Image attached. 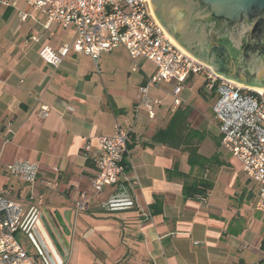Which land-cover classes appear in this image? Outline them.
I'll list each match as a JSON object with an SVG mask.
<instances>
[{
	"label": "crops",
	"instance_id": "1",
	"mask_svg": "<svg viewBox=\"0 0 264 264\" xmlns=\"http://www.w3.org/2000/svg\"><path fill=\"white\" fill-rule=\"evenodd\" d=\"M45 22L22 0L0 1V192L21 205L23 218L31 204L73 210L68 264L81 262L84 252L86 264L98 258L102 264H261L264 215L253 206L256 185L219 147L218 130L214 145L192 139L202 163L191 165L184 145L168 140L176 110L186 107L187 121L192 116L190 89L199 74L190 75L181 104L174 105L171 84H149L155 65L132 59L124 47L116 49L134 63L123 74L99 64L112 51L94 61L71 49L59 65H49L43 49L73 43L75 27ZM144 62L152 68L146 70ZM154 100L151 117L144 103ZM41 105L49 108L44 118L37 114ZM116 123L130 129L129 164L116 184L96 191V139L111 134ZM190 127L207 132L206 125ZM86 144L91 152L84 151ZM20 160L38 167L34 182L7 170ZM197 181L209 183L206 194L186 198L184 183ZM78 202L85 209L77 210Z\"/></svg>",
	"mask_w": 264,
	"mask_h": 264
},
{
	"label": "built area",
	"instance_id": "2",
	"mask_svg": "<svg viewBox=\"0 0 264 264\" xmlns=\"http://www.w3.org/2000/svg\"><path fill=\"white\" fill-rule=\"evenodd\" d=\"M22 1L46 16V27L51 22L75 27L73 43L43 49L49 65H59L71 49L97 61L103 52L124 47L132 59L144 58L155 65L149 84H171L174 105L181 104L180 94L190 75H201L202 91L216 96L212 109L218 122L219 147L236 158L248 179L255 183L253 206L264 215V92L216 72L177 45L154 16L149 0ZM19 16L22 20L27 18L25 13ZM33 39L38 40L36 36ZM140 91L145 97L147 86ZM157 103L158 100L144 103L149 116L153 117ZM67 110L72 111V106ZM48 112V106L41 105L37 114L44 118ZM129 133L128 126L116 123L111 134L97 136L91 157L96 166L94 190L116 184L126 170ZM84 151H92L90 144L85 145ZM7 170L28 183L34 182L39 173L36 164L26 160L10 163ZM76 206L77 210L85 209L83 202ZM23 219L21 205L0 192V264H39L16 238Z\"/></svg>",
	"mask_w": 264,
	"mask_h": 264
},
{
	"label": "water",
	"instance_id": "3",
	"mask_svg": "<svg viewBox=\"0 0 264 264\" xmlns=\"http://www.w3.org/2000/svg\"><path fill=\"white\" fill-rule=\"evenodd\" d=\"M152 12L186 51L238 82L264 88V0H149ZM73 210L31 204L22 226L47 264H68ZM116 264V263H115Z\"/></svg>",
	"mask_w": 264,
	"mask_h": 264
},
{
	"label": "rangeland",
	"instance_id": "4",
	"mask_svg": "<svg viewBox=\"0 0 264 264\" xmlns=\"http://www.w3.org/2000/svg\"><path fill=\"white\" fill-rule=\"evenodd\" d=\"M151 6V4H150ZM152 9V7H151ZM134 61L128 56L126 51L124 49H116L112 51L109 54H103L101 58L99 59V64L104 66H114L118 68V72L120 74H123L126 68H128L129 64H133ZM144 67L147 70H150L152 68V64L149 62H144ZM123 68V70H122ZM136 76L137 73L131 72V76ZM194 84L191 85V95L189 97V105L193 108L192 116L190 117V120L188 121L189 125L191 126H197L198 124L201 125V128L203 126H207V132L202 136V140L200 141H209L212 145L215 144L216 138L215 135L217 134L218 130V122L214 118L213 112H212V106L216 100V96L211 93L202 94L201 92L197 91V83L200 82L201 77L199 75H195ZM210 132V133H209ZM242 175V174H241ZM242 179L244 180V176L242 175ZM228 188V187H227ZM235 188V187H234ZM16 238L18 241L26 248L28 246V249L31 247L28 242L25 240V236L20 233V231L16 232ZM24 243H23V242ZM25 244V245H24ZM87 258H89L88 254L85 252L82 253L81 262L77 264H86ZM103 261L98 258L96 259L95 264H102ZM76 264V263H72Z\"/></svg>",
	"mask_w": 264,
	"mask_h": 264
},
{
	"label": "trees",
	"instance_id": "5",
	"mask_svg": "<svg viewBox=\"0 0 264 264\" xmlns=\"http://www.w3.org/2000/svg\"><path fill=\"white\" fill-rule=\"evenodd\" d=\"M200 91L203 93L202 88H200ZM188 114L189 111L186 107L176 110L169 124L168 140L173 142L177 141V143L184 145V149L188 152V162L192 165L201 162V157L197 152L198 147L195 143L192 144V139L198 137L200 141L204 133L191 129L187 121ZM175 168L176 166L172 170H167V173H170V171L175 172ZM208 187L209 183L206 181H197L194 183L185 182L183 185V194L186 198L203 197Z\"/></svg>",
	"mask_w": 264,
	"mask_h": 264
},
{
	"label": "flooded vegetation",
	"instance_id": "6",
	"mask_svg": "<svg viewBox=\"0 0 264 264\" xmlns=\"http://www.w3.org/2000/svg\"><path fill=\"white\" fill-rule=\"evenodd\" d=\"M18 231H20L21 234H23V236H25V240L28 242V244L31 246L29 248V252L32 253L39 264H47L45 255L43 254V252L41 251V249L37 246V244L35 243V241L33 240L32 236L30 235V231H27L26 229H24L23 226H21ZM23 242V241H22ZM24 243V242H23ZM25 245V244H24ZM26 248L28 249V246H26Z\"/></svg>",
	"mask_w": 264,
	"mask_h": 264
},
{
	"label": "bare ground",
	"instance_id": "7",
	"mask_svg": "<svg viewBox=\"0 0 264 264\" xmlns=\"http://www.w3.org/2000/svg\"><path fill=\"white\" fill-rule=\"evenodd\" d=\"M155 16V15H154ZM156 17V16H155ZM157 19V18H156ZM158 20V19H157ZM169 34V33H168ZM171 38H172V40L177 44V45H179L180 46V44L172 37V36H170ZM182 47V46H181ZM183 48V47H182ZM254 89H256V90H259V91H262V92H264V88H262V87H257V86H252Z\"/></svg>",
	"mask_w": 264,
	"mask_h": 264
}]
</instances>
